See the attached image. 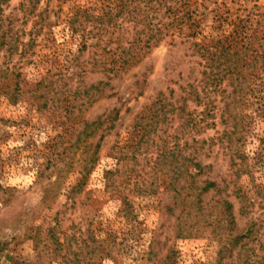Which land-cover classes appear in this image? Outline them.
I'll list each match as a JSON object with an SVG mask.
<instances>
[{
	"label": "rangeland",
	"instance_id": "374dc122",
	"mask_svg": "<svg viewBox=\"0 0 264 264\" xmlns=\"http://www.w3.org/2000/svg\"><path fill=\"white\" fill-rule=\"evenodd\" d=\"M107 74L112 88L86 100L83 88ZM189 84L202 101L187 99L185 112L210 100L216 125L196 134L175 110L136 160L124 155L140 134L138 113L162 97L183 107ZM112 107L118 118L102 130L97 164L71 192L82 147L69 145L83 119ZM234 120L243 162L219 138ZM193 133L206 139L201 177L226 185L238 226L257 221L264 240V0H0V264H158L168 246L178 264H206L215 251L207 238L174 235L155 158Z\"/></svg>",
	"mask_w": 264,
	"mask_h": 264
},
{
	"label": "trees",
	"instance_id": "16d2710c",
	"mask_svg": "<svg viewBox=\"0 0 264 264\" xmlns=\"http://www.w3.org/2000/svg\"><path fill=\"white\" fill-rule=\"evenodd\" d=\"M150 37L151 35L147 41ZM231 66L229 64L227 67ZM102 70L109 71L110 69L106 70L103 67ZM202 72L205 74L206 71ZM106 77V80L101 79L83 88L82 93L86 100H90L94 95H97L95 97L97 99L107 87L112 88L109 82L111 77L108 74ZM183 90L187 92V95L184 96L183 107L177 106L179 107L177 109L171 101L162 97L158 103L154 102L149 105L148 109L152 111L151 113H138L136 124L139 126L140 134L131 148L123 153L124 155L131 154L130 157L136 160L135 153L139 151L143 143L150 140L151 132L159 123L166 120L164 118L167 113L175 112V110L178 111L179 115L184 116L182 125L184 124L196 134L216 125L214 105L210 100L204 101L203 109L200 111L193 109L185 112L184 105L187 99L193 98L195 104L199 105L202 98L191 84ZM115 94V91H111L108 95ZM167 105H171V109H165ZM183 112L185 113L183 114ZM118 114L119 107H112L108 112L101 113L95 119L82 120L75 141L69 145L73 149L82 147L79 177L71 187V192H80L86 184L89 174L99 159V149L105 135L102 130H106L107 133L114 126L113 122L118 118ZM237 126L241 127L240 123L238 124L234 120L232 129H226L219 138L220 140L223 138L227 140L226 146L232 152L231 160L235 162V158L239 157V162H243L246 156L239 148V145L242 144L240 143L242 135ZM95 133L98 138L94 143H90L88 140ZM192 141L190 145L186 141L182 145L176 142L172 146L164 143L160 147L158 156L155 157L156 163H160V170L166 178L165 189L171 193L172 202L165 205V210L173 219L175 237L207 238L215 251L213 257L206 264H264V240L259 237L261 224L252 219L245 226H238L233 202L225 194H221L225 192L226 185L221 186L215 180L201 177L205 166L197 160V156L200 150L204 148L206 139H197L194 134ZM189 147L190 150L187 152ZM209 192H213L212 195H218L212 202H207L204 199V195ZM233 192L240 202L238 212L240 215H246L249 204L246 202V193L239 186L235 187ZM122 204L125 205L123 210L130 214V202L123 198ZM51 237L53 238L54 250H59L63 242L52 234ZM149 253L153 255L151 259L158 257L157 251H153L151 247ZM156 260L158 264H178L177 251L168 246L164 255Z\"/></svg>",
	"mask_w": 264,
	"mask_h": 264
}]
</instances>
